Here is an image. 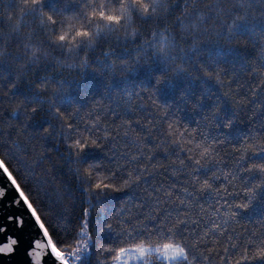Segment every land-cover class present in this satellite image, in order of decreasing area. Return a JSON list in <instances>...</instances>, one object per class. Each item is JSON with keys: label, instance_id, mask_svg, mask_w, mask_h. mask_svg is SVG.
<instances>
[{"label": "snow or ice", "instance_id": "snow-or-ice-1", "mask_svg": "<svg viewBox=\"0 0 264 264\" xmlns=\"http://www.w3.org/2000/svg\"><path fill=\"white\" fill-rule=\"evenodd\" d=\"M130 261L264 264V0H0V264Z\"/></svg>", "mask_w": 264, "mask_h": 264}, {"label": "trees", "instance_id": "trees-1", "mask_svg": "<svg viewBox=\"0 0 264 264\" xmlns=\"http://www.w3.org/2000/svg\"><path fill=\"white\" fill-rule=\"evenodd\" d=\"M130 264H136V262L135 261H130Z\"/></svg>", "mask_w": 264, "mask_h": 264}, {"label": "water", "instance_id": "water-1", "mask_svg": "<svg viewBox=\"0 0 264 264\" xmlns=\"http://www.w3.org/2000/svg\"><path fill=\"white\" fill-rule=\"evenodd\" d=\"M5 203H6V201H5Z\"/></svg>", "mask_w": 264, "mask_h": 264}]
</instances>
